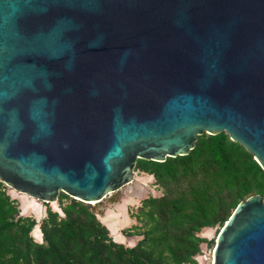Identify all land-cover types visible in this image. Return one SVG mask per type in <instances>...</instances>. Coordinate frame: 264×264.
<instances>
[{
    "label": "water",
    "instance_id": "95a60500",
    "mask_svg": "<svg viewBox=\"0 0 264 264\" xmlns=\"http://www.w3.org/2000/svg\"><path fill=\"white\" fill-rule=\"evenodd\" d=\"M225 132L264 171V0H0V181L100 202ZM109 197V196H108ZM212 264H264V195Z\"/></svg>",
    "mask_w": 264,
    "mask_h": 264
},
{
    "label": "trees",
    "instance_id": "16d2710c",
    "mask_svg": "<svg viewBox=\"0 0 264 264\" xmlns=\"http://www.w3.org/2000/svg\"><path fill=\"white\" fill-rule=\"evenodd\" d=\"M135 169L151 174L162 193L142 198L130 214L135 223L122 232L139 236L131 246L114 241L88 203H62L64 193L61 212L46 207L37 241V221L20 213L0 181V264H197L199 232L220 229L241 200L264 195V171L225 132L198 135L184 155L138 159Z\"/></svg>",
    "mask_w": 264,
    "mask_h": 264
},
{
    "label": "rangeland",
    "instance_id": "374dc122",
    "mask_svg": "<svg viewBox=\"0 0 264 264\" xmlns=\"http://www.w3.org/2000/svg\"><path fill=\"white\" fill-rule=\"evenodd\" d=\"M135 171H137V170L135 169ZM134 174H135L134 178H133L132 182H130L132 185L130 187V189H127L125 187V189H126L125 192L122 190L121 191H115V192L108 194L99 203H97L95 205L89 204L91 207H93L95 209L96 215L98 218H99V216L102 215V213L104 211H106L108 209L109 210L113 209V211L116 212L115 214H116V216H118L119 220H123V222H121L122 225H123V223H125V220L127 221V219H128L127 223H129V219L132 218V216L130 214L135 212L136 207L140 204V200L142 198H144L148 195H152V196L161 195L162 188L160 186L153 184V181L150 182L149 180H146V178L142 177L138 171L135 172ZM7 189L9 191L12 190L8 186H7ZM13 191H15V190H13ZM17 194L25 196L26 199L29 200L32 204V205H29L26 201H20L19 202V200L17 199L19 207L21 208V210H24V211L32 209L34 207L33 204L39 203L40 208L43 211L46 210V207H49L52 210H55L54 207H56L58 209L57 211L61 212V210L58 206L59 203L67 202L72 198L71 196H68L65 194V196L61 199V202L59 201V199L57 201H52V202H42V201H40V200H38L32 196H29L27 194H24L22 192H18ZM61 194H63V193L59 194V198H60ZM74 199L79 200L77 198H74ZM121 201H123V202L120 203ZM116 202H118V203L116 204ZM23 206H25L26 209H23ZM28 213L30 216H33V215L35 216V214L31 211H28ZM102 218H103V216H102ZM133 221H134V219H133ZM112 225L113 224L111 223V224H107L106 226L110 232L115 233ZM124 226H126V225H123V227ZM219 230H220L219 227L215 226V227H211L209 229H203L199 232V235L203 236L205 238V241L200 244V252L196 256L197 264H212L213 249L215 246V240H216V237H217ZM37 231H38L37 238L36 237L34 238L36 240L39 239V230H37ZM118 235H120V233H118ZM40 238H41V234H40ZM116 238H118L117 233H116Z\"/></svg>",
    "mask_w": 264,
    "mask_h": 264
},
{
    "label": "crops",
    "instance_id": "0c3cea01",
    "mask_svg": "<svg viewBox=\"0 0 264 264\" xmlns=\"http://www.w3.org/2000/svg\"><path fill=\"white\" fill-rule=\"evenodd\" d=\"M136 170L140 173V175L142 177H145L146 180H149L150 182L153 181V176L151 174H148L146 172L140 171L139 169H136ZM137 171H134V173L137 172ZM7 192L9 193V195L11 197H13L15 199H18L19 202L20 201H26L29 205H32L31 202L29 200H27L25 196L18 195L17 194L18 192L13 191V189L11 191H9L7 189ZM118 202H116V204ZM122 202L123 201H121L120 203H122ZM33 205H34V207L32 209H30V210H27V211H24V210L20 209V213L24 214V215H29L28 211L33 212L35 214V216L33 215V217L37 221V225H35V226L38 227L39 220L45 215L46 212L43 211L40 208V204L39 203L38 204H33ZM115 213L116 212L113 211V209L112 210L108 209V210L104 211L101 216H99V219L105 225L111 224V223L113 224L112 227H113V230H114L115 233L110 232V231L109 232H110V235L112 236L114 241L123 243L125 245H129V246L133 245L136 242V240L139 238V236L138 235H126V234H124L121 231H122V229L127 228V227L131 226L133 223H135V219L133 217L130 218L131 220L129 219V223H127L128 219H127V221L125 220L126 224L123 223V225H126V226L123 227V225L121 224V222H123V220H119L118 216H116ZM102 216H103V218H102ZM133 219H134V221H133ZM203 229H209V228H203ZM38 230H39V239L37 241H41V238H40L41 232H40L39 227H38ZM116 233H117V237L118 238H116ZM118 233H120V235H118Z\"/></svg>",
    "mask_w": 264,
    "mask_h": 264
},
{
    "label": "bare ground",
    "instance_id": "6f19581e",
    "mask_svg": "<svg viewBox=\"0 0 264 264\" xmlns=\"http://www.w3.org/2000/svg\"><path fill=\"white\" fill-rule=\"evenodd\" d=\"M132 185H131V183H129L127 186H126V188L127 189H130V187H131ZM97 203H99L98 201H90V202H88V204H91V205H95V204H97ZM20 208V207H19ZM55 208V210H58L56 207H54ZM21 209V208H20ZM23 209H26V207L25 206H23ZM38 228H37V226L36 227H34L33 228V230H32V236L35 238H37V235H38Z\"/></svg>",
    "mask_w": 264,
    "mask_h": 264
},
{
    "label": "built area",
    "instance_id": "2783aa9c",
    "mask_svg": "<svg viewBox=\"0 0 264 264\" xmlns=\"http://www.w3.org/2000/svg\"><path fill=\"white\" fill-rule=\"evenodd\" d=\"M122 188H123V189H122V191H124V192H125V191H126V189H124V187H122Z\"/></svg>",
    "mask_w": 264,
    "mask_h": 264
}]
</instances>
